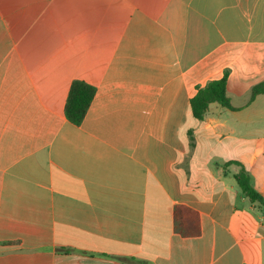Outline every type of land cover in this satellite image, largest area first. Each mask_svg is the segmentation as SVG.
Here are the masks:
<instances>
[{
    "label": "crops",
    "instance_id": "0c3cea01",
    "mask_svg": "<svg viewBox=\"0 0 264 264\" xmlns=\"http://www.w3.org/2000/svg\"><path fill=\"white\" fill-rule=\"evenodd\" d=\"M226 70L230 107L196 119ZM75 81L96 89L79 125ZM261 83L264 0H0V264H264L235 179L264 199Z\"/></svg>",
    "mask_w": 264,
    "mask_h": 264
},
{
    "label": "trees",
    "instance_id": "16d2710c",
    "mask_svg": "<svg viewBox=\"0 0 264 264\" xmlns=\"http://www.w3.org/2000/svg\"><path fill=\"white\" fill-rule=\"evenodd\" d=\"M229 71L226 70L222 78L208 82L204 87L197 89V94L191 100L190 105L192 113L196 119L202 120L213 103H218L223 107L229 108V100L226 93ZM264 93V83L255 86L252 89V97ZM96 89L83 82L75 81L69 91L66 104V116L74 124H81L84 120L92 101L94 100ZM235 179L242 193L247 196L252 203L259 207L264 205V199L253 188L250 182V176L245 169L235 175ZM174 219L176 230L186 238L198 237L201 234L199 215L194 210L177 206L174 209ZM69 252L70 250L64 249Z\"/></svg>",
    "mask_w": 264,
    "mask_h": 264
}]
</instances>
